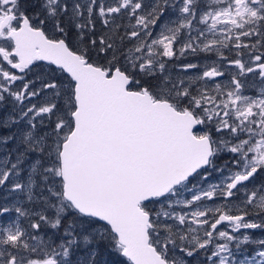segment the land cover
Returning a JSON list of instances; mask_svg holds the SVG:
<instances>
[{
	"label": "snow or ice",
	"instance_id": "6c2138e0",
	"mask_svg": "<svg viewBox=\"0 0 264 264\" xmlns=\"http://www.w3.org/2000/svg\"><path fill=\"white\" fill-rule=\"evenodd\" d=\"M13 127L0 264H264V0H0Z\"/></svg>",
	"mask_w": 264,
	"mask_h": 264
},
{
	"label": "rangeland",
	"instance_id": "374dc122",
	"mask_svg": "<svg viewBox=\"0 0 264 264\" xmlns=\"http://www.w3.org/2000/svg\"><path fill=\"white\" fill-rule=\"evenodd\" d=\"M192 62H200L202 63L203 61L199 58V57H190L189 58ZM188 61L186 60H181V61H177V63H186ZM194 71V70H191ZM191 71L189 74H191ZM16 131L15 127L8 129V128H0V136H4V135H9L11 134V132ZM14 146V142H9L6 147L7 148H12ZM3 150L0 149V155H3ZM224 159H226V157L221 158L220 160L217 161V164H222L224 162ZM218 179V177L216 176V174H212V176L209 179V183H213L216 182ZM10 184L11 181L8 182V184H6L5 186H0V205H4L7 204L9 206H11L13 204V202H15L18 198L22 199V197H19L18 193H12L10 192L8 189L10 188ZM206 186V185H205ZM14 213L12 214V216L14 217ZM5 219H7V216L5 217ZM42 231H47V229H42ZM249 233H252L255 237H264V232H261L260 230H247ZM248 251L246 253V255L251 256L253 254V250H254V246L253 245H248L247 246ZM102 259H106L103 256H101Z\"/></svg>",
	"mask_w": 264,
	"mask_h": 264
},
{
	"label": "trees",
	"instance_id": "16d2710c",
	"mask_svg": "<svg viewBox=\"0 0 264 264\" xmlns=\"http://www.w3.org/2000/svg\"><path fill=\"white\" fill-rule=\"evenodd\" d=\"M101 256L106 258L109 261V264H127L126 260L122 257H119L115 254H109L107 252L102 251Z\"/></svg>",
	"mask_w": 264,
	"mask_h": 264
}]
</instances>
